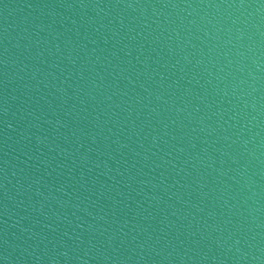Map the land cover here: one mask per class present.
I'll return each mask as SVG.
<instances>
[{"label": "water", "instance_id": "1", "mask_svg": "<svg viewBox=\"0 0 264 264\" xmlns=\"http://www.w3.org/2000/svg\"><path fill=\"white\" fill-rule=\"evenodd\" d=\"M0 264H264V0H0Z\"/></svg>", "mask_w": 264, "mask_h": 264}]
</instances>
